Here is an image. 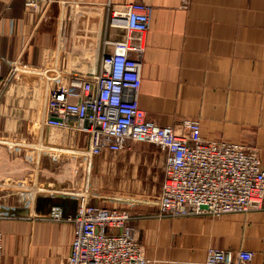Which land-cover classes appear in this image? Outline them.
<instances>
[{
    "label": "crops",
    "instance_id": "obj_1",
    "mask_svg": "<svg viewBox=\"0 0 264 264\" xmlns=\"http://www.w3.org/2000/svg\"><path fill=\"white\" fill-rule=\"evenodd\" d=\"M151 7L139 104L161 125L197 119L204 138L255 146L264 168V0H56L44 13L0 0L1 264H63L73 224L47 218L90 204L130 210L148 264H205L210 246L264 264V208L220 217L158 215L165 152L148 142L88 150L86 133L50 125V91L96 71L111 6ZM15 66L14 73L11 66Z\"/></svg>",
    "mask_w": 264,
    "mask_h": 264
},
{
    "label": "built area",
    "instance_id": "obj_2",
    "mask_svg": "<svg viewBox=\"0 0 264 264\" xmlns=\"http://www.w3.org/2000/svg\"><path fill=\"white\" fill-rule=\"evenodd\" d=\"M56 0H23L27 12L44 14ZM151 7L140 1L111 6L108 27L124 30L119 39H104L98 68L72 75L50 91L48 118L53 126L79 130L88 136V150H121L148 142L165 152V177L158 215L220 217L264 208V168L255 146L239 141L204 138L197 119L161 125L139 104V59L145 46ZM16 67L11 66L14 73ZM49 220L73 224L70 251L63 264H148L137 241L130 210L90 204L79 199L65 216L60 205L50 207ZM0 233V264L2 258ZM253 253L210 246L205 264H249Z\"/></svg>",
    "mask_w": 264,
    "mask_h": 264
}]
</instances>
